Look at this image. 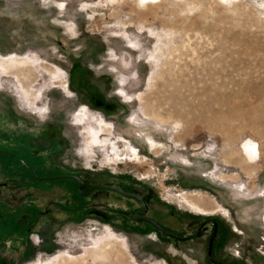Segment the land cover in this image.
Masks as SVG:
<instances>
[{"label":"rangeland","instance_id":"obj_1","mask_svg":"<svg viewBox=\"0 0 264 264\" xmlns=\"http://www.w3.org/2000/svg\"><path fill=\"white\" fill-rule=\"evenodd\" d=\"M158 1L0 0V194L23 199L0 208L2 264L23 247L20 264H88L105 250L123 264H207L212 226L180 243L97 211L42 217L55 187L82 195L52 178L68 172L132 188L181 235L214 217L225 264H264V0Z\"/></svg>","mask_w":264,"mask_h":264},{"label":"flooded vegetation","instance_id":"obj_2","mask_svg":"<svg viewBox=\"0 0 264 264\" xmlns=\"http://www.w3.org/2000/svg\"><path fill=\"white\" fill-rule=\"evenodd\" d=\"M4 119H9V114H6V117H4ZM47 131L51 130L50 126H47L46 128ZM7 141H9V144H13L15 146L18 145V138L17 136L14 135H10L8 134V137L6 139ZM4 143L3 141L0 142V146H2ZM63 141L57 139V138H50V151H56V152H60L63 148ZM62 175H74L77 176L79 178H81L84 181V186L82 187L81 191L79 190V183L77 180H75L74 178H71L73 180L76 181V183L78 184V190L82 195H79L80 198L87 196L89 198V202L83 204L81 202V200L79 201V197H76L75 194L71 193L68 190H64L61 188H54L52 191H49L47 193H51V196L54 200V204H53V208L57 211H60L61 213H70V212H74L72 216V218L74 219H80L83 215L91 213L92 211H97L99 212L102 217H105L107 219H109L110 221L113 222H118L120 227H122L124 230L127 231H139V232H152L155 231L159 234H162L153 224L143 220V219H149V220H153L156 223H158L161 227H163L165 230L175 233L179 236H189L191 234H193L197 228L205 221L210 220V219H214L217 223V231H216V235L213 241V246H212V258L219 261L221 264H225L224 260L220 257H218L217 253H216V249L219 246V239L223 236V227L220 224V222H218L214 217H208L206 219H204L203 221H201L197 227L190 232L189 234H178L175 231H171L169 229H167L165 227V225L162 224V222L160 221L159 217H158V212H156V210L152 209L151 203L149 201V198L130 189L125 188L124 186H120L123 190L133 193L135 195H137L138 197H140L141 199L138 198H133L130 196L122 197L120 196L119 192H116L115 194H110L108 192L105 191H95L98 189H94L92 190L88 195H85V193L88 192V190L95 185H101V184H109V185H116L119 186L118 184L115 183H90L88 182L86 179H83L81 176L72 173V172H68V174H62ZM41 180H45V179H41ZM134 189V188H133ZM142 189V188H141ZM144 189V187H143ZM96 195H101V198L99 199H94L93 197H95ZM81 202V203H80ZM45 211V209H44ZM43 211V213H44ZM87 212V213H86ZM136 212H140L139 213V217L140 219L137 220L135 218V213ZM164 219H166L167 217L164 215ZM149 226L153 227V230H148ZM212 226L211 232L209 234L208 237V241H207V252H206V260H207V264H217L216 262L212 261L209 256H208V252H209V242L210 239L212 237V235L214 234L215 231V224L212 221H209L208 223H206L203 228L201 229L198 237L194 238V239H190L188 241H194L196 239H200L202 234L205 232V229ZM169 237V236H168ZM171 238V237H169ZM172 241L174 242H180V243H184L186 241H179L176 240L174 238H171Z\"/></svg>","mask_w":264,"mask_h":264},{"label":"bare ground","instance_id":"obj_3","mask_svg":"<svg viewBox=\"0 0 264 264\" xmlns=\"http://www.w3.org/2000/svg\"><path fill=\"white\" fill-rule=\"evenodd\" d=\"M112 1H114V0H112ZM153 1V3L154 2H156V1H158V0H152ZM175 0H173V2H174ZM159 2V1H158ZM157 2V3H158ZM137 11L139 12V13H143V10H141V9H137ZM138 13V14H139ZM10 64H12V61H11V63ZM22 64V63H21ZM25 64V63H24ZM22 67V66H21ZM19 71V75L22 77V76H24V79L25 80H27L28 79V77H27V75H26V73H24V71H21V70H18ZM179 75H180V72L178 73ZM177 74V75H178ZM176 75V74H175ZM180 79V78H179ZM173 82V81H172ZM171 82V83H172ZM177 82L179 83V81H178V78H177ZM183 82L184 81H181L179 84H176V81H175V85H173L172 87H173V90H174V92L172 93V97H171V100H181L182 98H181V94H180V92H179V90H180V87L182 86V84H183ZM173 84V83H172ZM167 85V84H166ZM168 86V85H167ZM149 112V111H148ZM148 112L147 111H145V114H148ZM152 113V112H151ZM178 113V115L180 116V117H182L183 116V114L181 113V111H178L177 112ZM151 115V114H150ZM153 116H154V114H153ZM164 120V119H163ZM162 120V121H163ZM96 136V135H95ZM93 138V137H92ZM96 140V139H95ZM241 151H242V153L246 156V159H247V161L249 162V163H256V162H258V160L260 159V155H259V150H258V147H257V143L255 142V141H253V140H251V139H247V140H245L243 143H242V145H241ZM248 163V164H249ZM247 164V165H248ZM251 164H249V166H250ZM251 167H252V165H251ZM198 201H203V199H200V198H197V199H195L194 200V202L195 203H198ZM116 258H117V256H116ZM115 258V255H114V260H113V257H112V259H111V257H110V259L111 260H113V261H111L110 259H109V252L107 251V250H105L103 253H101V256L98 258V260H97V262H94V263H88V264H106L107 262L106 261H108L109 260V264H123L124 262H122V261H120V258H119V262H118V260ZM68 259V258H67ZM77 259V261H74L73 259V261H74V263L73 264H86L87 263V259H86V257H82V258H76ZM60 260V259H59ZM70 260V259H69ZM69 260H68V262L67 263H65V264H72V261L71 262H69ZM117 260V261H116ZM62 261H64V260H62ZM61 261V262H62ZM57 262H60V261H57ZM106 262V263H105ZM54 264V263H53ZM55 264H56V261H55Z\"/></svg>","mask_w":264,"mask_h":264},{"label":"water","instance_id":"obj_4","mask_svg":"<svg viewBox=\"0 0 264 264\" xmlns=\"http://www.w3.org/2000/svg\"><path fill=\"white\" fill-rule=\"evenodd\" d=\"M63 177H68V178H74L75 180L78 181L79 183V190L81 191L82 187L84 186V181L77 177V176H74V175H59V176H55V177H52V178H63ZM46 179H51V178H46ZM94 189H111V190H114L116 192H119L123 195H126V196H130V197H133V198H138V199H141L140 197H138L137 195L133 194V193H130V192H127L125 190H123L120 186H116V185H109V184H101V185H95V186H92L87 193H85V195H88L92 190ZM139 213L140 212H136L135 213V218L137 220L140 219L139 217ZM151 224H153L162 234L166 235V236H169L171 238H174L176 240H179V241H188L190 239H194L196 237H198L201 229L203 228V226L208 223L209 221H212L214 224H215V231H214V234L212 235L211 239H210V242H209V252H208V256L209 258L216 262L217 264H221L219 261L215 260L212 258V246H213V241H214V238H215V235H216V231H217V223L214 219H210V220H207L205 222H203L198 228L197 230L189 235V236H179L175 233H172V232H169L167 230H165L163 227H161L158 223H156L155 221L153 220H149V219H143Z\"/></svg>","mask_w":264,"mask_h":264},{"label":"crops","instance_id":"obj_5","mask_svg":"<svg viewBox=\"0 0 264 264\" xmlns=\"http://www.w3.org/2000/svg\"><path fill=\"white\" fill-rule=\"evenodd\" d=\"M47 195L50 197L51 196V193H47ZM22 198H20L18 196V194L15 192L14 189H11L10 190V193L7 195V194H0V208L4 209V210H9L11 212H16L18 210V206H20L22 204ZM53 200V198H52ZM54 200L51 202V203H48L47 206H43V207H39V204H38V209H40L41 211H44L43 209H45L44 213L45 215L42 216V217H48V215H50V209L53 208V203ZM29 206V205H27ZM39 223H40V216H37L36 219L34 220V223L30 226V230H33L37 227V225L39 226ZM26 247V245H25ZM25 250V251H24ZM27 249L23 247V256L21 258H19V256L16 254H13V253H10V258H9V263L10 264H20L22 261H23V257L25 256V254H27ZM7 251L5 250V248L3 247H0V264H2V262L4 261L3 260V257L4 255L3 254H6ZM9 253V252H8ZM8 263V264H9Z\"/></svg>","mask_w":264,"mask_h":264}]
</instances>
